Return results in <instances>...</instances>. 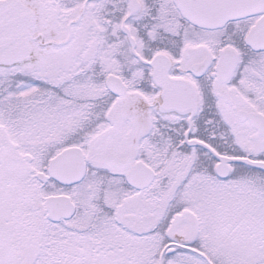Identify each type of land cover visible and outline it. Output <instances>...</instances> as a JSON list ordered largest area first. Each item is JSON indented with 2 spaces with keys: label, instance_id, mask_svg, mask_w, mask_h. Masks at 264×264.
<instances>
[{
  "label": "snow or ice",
  "instance_id": "6c2138e0",
  "mask_svg": "<svg viewBox=\"0 0 264 264\" xmlns=\"http://www.w3.org/2000/svg\"><path fill=\"white\" fill-rule=\"evenodd\" d=\"M0 264H264V0H0Z\"/></svg>",
  "mask_w": 264,
  "mask_h": 264
}]
</instances>
